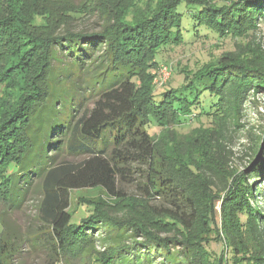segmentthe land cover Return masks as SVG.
Returning <instances> with one entry per match:
<instances>
[{
	"label": "trees",
	"instance_id": "obj_1",
	"mask_svg": "<svg viewBox=\"0 0 264 264\" xmlns=\"http://www.w3.org/2000/svg\"><path fill=\"white\" fill-rule=\"evenodd\" d=\"M32 1L38 0H0V12H7L0 13V200L9 214L0 249L11 260L18 245L29 241L47 254L48 263L71 247L93 245L103 219L89 214L72 223L68 211L71 191L81 188L100 187L122 198L131 186L144 199H157L154 212L180 231L191 228L196 219L192 200L152 165L149 119L156 116L162 125L191 114L212 116L219 128L218 159L230 154L225 143L233 137L245 102L264 91V57L254 43L264 20V0H129L112 28L49 39L26 30L42 19V12L30 8ZM207 34L230 39L232 48L195 71L182 69L184 81L178 86L136 84L125 70L126 60L157 63L163 50ZM255 152L260 155L250 175H237L234 182L223 178L219 188L225 196L217 229L228 256L211 264H264V211L255 203L264 197V187L250 183L252 176L264 178V151L257 147ZM196 167L211 182L214 168L204 159ZM29 202L34 213L27 228L34 229L26 236L14 231L19 226L13 223ZM100 237L104 244H115L123 233ZM150 239L143 262L139 255L129 257L126 247L106 263L152 264V252L160 255L165 247V261L173 264L179 255L175 249L184 248L176 236Z\"/></svg>",
	"mask_w": 264,
	"mask_h": 264
},
{
	"label": "rangeland",
	"instance_id": "obj_2",
	"mask_svg": "<svg viewBox=\"0 0 264 264\" xmlns=\"http://www.w3.org/2000/svg\"><path fill=\"white\" fill-rule=\"evenodd\" d=\"M128 2L129 0L32 1L30 8L42 12V19L39 24H28L26 30L37 39H49L68 32H95L103 30L105 26L112 28L119 20L121 8ZM0 13L7 14L6 11ZM254 43L260 56L264 57V20L259 22ZM104 47L103 45L101 50ZM229 48H232L230 39L222 41L207 34L206 37H197L191 43L163 50L155 58L157 61L159 59L157 63L152 58L142 64L126 60L124 67L132 74L136 84L149 81L152 85H160V82L166 85L171 82L172 86H178L184 81L182 69L195 71ZM3 89V84H0V95L3 94ZM244 108V113L237 118L231 141L225 143L228 144L230 154L224 160L218 159V153L214 149L219 143V128L216 120H211L212 116L197 119L195 114H191L186 120L174 122V119H170L162 125L158 123L156 116L149 119L154 139L152 165L192 200L196 219L191 228L180 231L175 224L166 221L163 215L154 212L151 205L158 207L157 199L146 200L131 186L126 188V196L122 198L112 197L100 187L75 189L71 191L68 208L71 221L78 223L89 214L102 218L103 222L99 223L98 230L93 233L98 240L90 246L83 244L71 247L60 254L58 261L51 260L48 263L47 254L36 251L31 246L32 242L26 241L18 245L19 251L11 260L0 249V264H107L114 252H122L126 247H129V257L139 255L138 259L143 262L141 258L144 247L150 238L158 240L173 236L184 241V248L175 249L179 255L173 264H211L219 256L225 259L228 256L225 240L220 229H217L220 227L221 203L225 192L219 191V188L223 184V178L234 182L237 175L238 178L245 173L250 175L260 155L255 152L256 148L259 147L260 152L264 151V91L255 93L254 99L246 101ZM161 128L163 130L160 131ZM251 136L254 141L250 140ZM202 159L216 171V174H209L211 182L208 179L204 181L201 171L196 167ZM252 177L250 183L253 187H264V178ZM255 203L264 211V197H257ZM7 207V203L0 200V245L7 233L3 224V221L9 222ZM33 213V202H29L26 208L14 216V222L18 223L13 224L21 227L14 231L26 236L32 232L34 227H27L30 226ZM115 232L123 233L121 242L104 244L99 240L101 235ZM213 236L217 240H212ZM164 248L160 255L152 252V264H169L165 261ZM205 249L210 255L205 253ZM229 264H232L231 261Z\"/></svg>",
	"mask_w": 264,
	"mask_h": 264
},
{
	"label": "built area",
	"instance_id": "obj_3",
	"mask_svg": "<svg viewBox=\"0 0 264 264\" xmlns=\"http://www.w3.org/2000/svg\"><path fill=\"white\" fill-rule=\"evenodd\" d=\"M165 69H167V66H165ZM160 84H161V82H160Z\"/></svg>",
	"mask_w": 264,
	"mask_h": 264
}]
</instances>
